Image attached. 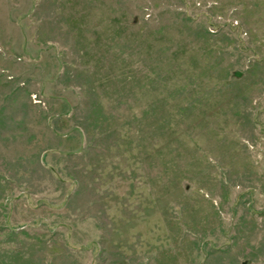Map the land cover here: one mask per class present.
<instances>
[{
	"label": "rangeland",
	"instance_id": "rangeland-1",
	"mask_svg": "<svg viewBox=\"0 0 264 264\" xmlns=\"http://www.w3.org/2000/svg\"><path fill=\"white\" fill-rule=\"evenodd\" d=\"M0 264H264V0H0Z\"/></svg>",
	"mask_w": 264,
	"mask_h": 264
}]
</instances>
